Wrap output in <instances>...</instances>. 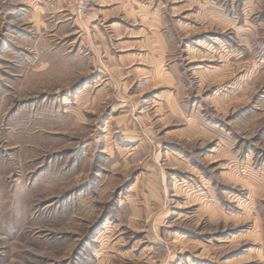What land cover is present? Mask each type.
<instances>
[{
  "label": "rangeland",
  "instance_id": "1",
  "mask_svg": "<svg viewBox=\"0 0 264 264\" xmlns=\"http://www.w3.org/2000/svg\"><path fill=\"white\" fill-rule=\"evenodd\" d=\"M0 264H264V0H0Z\"/></svg>",
  "mask_w": 264,
  "mask_h": 264
},
{
  "label": "built area",
  "instance_id": "2",
  "mask_svg": "<svg viewBox=\"0 0 264 264\" xmlns=\"http://www.w3.org/2000/svg\"><path fill=\"white\" fill-rule=\"evenodd\" d=\"M83 7H85V6H83ZM84 9V8H83Z\"/></svg>",
  "mask_w": 264,
  "mask_h": 264
}]
</instances>
